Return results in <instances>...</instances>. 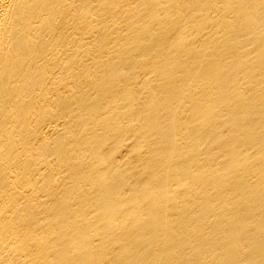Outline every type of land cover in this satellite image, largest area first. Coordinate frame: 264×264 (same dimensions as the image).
I'll use <instances>...</instances> for the list:
<instances>
[{"label": "bare ground", "instance_id": "6f19581e", "mask_svg": "<svg viewBox=\"0 0 264 264\" xmlns=\"http://www.w3.org/2000/svg\"><path fill=\"white\" fill-rule=\"evenodd\" d=\"M0 264H264V0H0Z\"/></svg>", "mask_w": 264, "mask_h": 264}]
</instances>
